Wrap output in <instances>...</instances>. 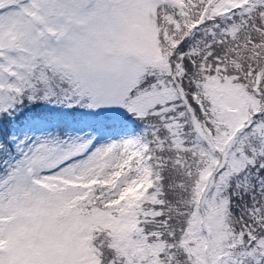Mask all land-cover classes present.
<instances>
[{"label": "snow or ice", "instance_id": "1", "mask_svg": "<svg viewBox=\"0 0 264 264\" xmlns=\"http://www.w3.org/2000/svg\"><path fill=\"white\" fill-rule=\"evenodd\" d=\"M0 264H264V0H0Z\"/></svg>", "mask_w": 264, "mask_h": 264}]
</instances>
